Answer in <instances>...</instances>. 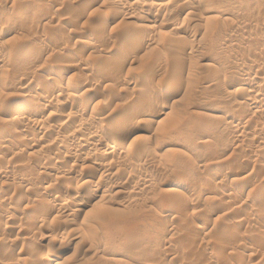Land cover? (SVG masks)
I'll return each instance as SVG.
<instances>
[{
  "label": "rangeland",
  "instance_id": "obj_1",
  "mask_svg": "<svg viewBox=\"0 0 264 264\" xmlns=\"http://www.w3.org/2000/svg\"><path fill=\"white\" fill-rule=\"evenodd\" d=\"M120 1L0 0V264H264V0Z\"/></svg>",
  "mask_w": 264,
  "mask_h": 264
},
{
  "label": "bare ground",
  "instance_id": "obj_2",
  "mask_svg": "<svg viewBox=\"0 0 264 264\" xmlns=\"http://www.w3.org/2000/svg\"><path fill=\"white\" fill-rule=\"evenodd\" d=\"M118 1V0H117ZM127 1L128 0H122V1H120V3L118 2V5L119 6H125L126 4H127ZM129 4V3H128ZM127 4V5H128ZM131 4V3H130ZM135 4V3H134ZM138 3H136L135 4V6L133 7V8H130V9H133V10H141V12H142V10L144 9V7H140L139 5H137ZM129 6H131V5H129ZM145 6H148V5H145ZM127 7V6H126ZM151 7V6H150ZM126 9V8H125ZM129 10V9H128ZM127 10V11H128ZM132 10V11H133ZM148 11V10H147ZM124 12V11H123ZM129 12V11H128ZM127 12V13H128ZM153 12V11H152ZM122 13V12H121ZM126 14V13H125ZM115 15V14H114ZM132 15V14H131ZM129 16V15H128ZM132 17V16H131ZM109 21V20H108ZM112 21V20H111ZM149 27V26H148ZM5 33V32H4ZM82 57V56H81ZM73 62V61H72ZM125 62V61H124ZM83 63V62H82ZM75 68V67H74ZM165 71V70H164ZM253 71V70H252ZM60 72H62L61 70H60ZM241 73L242 74H246L247 76H249L250 74H251V70L249 69V68H247V67H244L242 70H241ZM246 81V80H245ZM235 82H232L231 81V83H230V85L232 86L233 84H234ZM237 83V82H236ZM236 85V84H235ZM246 86H249V87H251V82H247L246 84H245ZM230 86V87H231ZM50 87V86H49ZM55 89H57L55 86L54 87H51V88H49L48 89V91L47 92H55L56 90ZM253 92V91H252ZM254 92H255V97H256V100H258V97H259V91L257 92V89L256 90H254ZM49 94H51V93H49ZM152 100V99H151ZM167 102V101H166ZM146 104V103H145ZM258 104V102L257 101H255L254 103H252L251 104V111L253 110V109H255L256 108V105ZM11 107H10V104H2L1 106H0V109L2 110V112L3 111H8L9 109H10ZM150 112V111H149ZM152 112V111H151ZM153 115H155L156 117H163L164 116V111L163 110H157L156 109V111L155 110H153ZM22 113V112H21ZM31 113V111L30 112H24L23 114L27 117V116H29V115H31L30 114ZM147 114L146 115H148L149 113L148 112H146ZM150 116H152V113H151V115ZM154 117V116H153ZM155 117V118H156ZM28 119H29V117H28ZM154 119V118H153ZM153 121V120H152ZM79 126V125H78ZM87 126H89V125H85V124H81L80 126H79V130L78 131H83L82 133H83V135H86L87 136V139H85L84 138V140H81L82 141V143H81V145H79V146H74V147H71V148H68V153H69V157H71V158H74V159H84L85 157V155L84 154H87L88 152L87 151H89V150H95V149H97V148H95V149H93L94 147H96V146H101L102 148L101 149H103L104 151H108V150H111V152H113V151H115V148L113 147V146H111V145H108V144H106V143H104V138H103V136H105V134L107 133V132H109V131H105V130H103L102 128H92V127H90V128H87ZM233 127V126H232ZM126 128V127H125ZM136 129V128H135ZM233 131H235V132H238V131H241L242 130V128H240V127H238L237 125L236 126H234L233 128ZM133 128H131V126H130V128H127L125 131H123V133L121 134V137H122V139H123V142H124V140L126 139V138H128L129 136H131V134L133 135ZM121 132H122V130H121ZM81 133V132H80ZM119 134V133H118ZM107 135V134H106ZM110 135H111V133H110ZM89 136V137H88ZM119 136H120V134H119ZM183 136V135H182ZM119 138V137H118ZM121 139V140H122ZM127 140V139H126ZM125 140V141H126ZM121 143V142H120ZM79 144V143H78ZM97 144V145H96ZM99 151V150H98ZM102 151V150H101ZM86 152V153H85ZM101 153V152H100ZM103 153V152H102ZM101 153V154H102ZM104 154V153H103ZM108 154V153H107ZM99 155V154H98ZM87 156H89V155H87ZM87 156H86V158H87ZM104 156H105V154H104ZM103 156V157H104ZM84 157V158H83ZM91 157V156H90ZM86 158L84 159V160H86ZM106 158V157H105ZM104 158V159H105ZM103 159V158H102ZM107 159V158H106ZM96 160V159H95ZM93 169V168H92ZM94 170V169H93ZM95 171V170H94ZM93 171V172H94ZM133 176V175H132ZM129 180V179H128ZM143 180V179H142ZM188 181V180H187ZM186 182V181H185ZM31 184V183H30ZM173 184L174 185H176V186H186V183H184L183 182V180H175L174 182H173ZM191 188V187H190ZM35 189V188H34ZM97 191V190H96ZM202 193V192H201ZM69 198V197H68ZM56 199V203L54 204V203H52V204H54V205H56V207L57 206H60L61 204H63V203H65L66 202V199H65V197L64 196H58V197H56L55 198ZM55 201V200H54ZM50 204V203H49ZM49 204H47V206L49 205ZM51 205V204H50ZM54 205H53V207H54ZM65 205V204H64ZM63 206V205H62ZM61 206V207H62ZM46 207V206H45ZM51 206H49V208H50ZM53 207H51V208H53ZM55 207V208H56ZM89 207H90V204H88V202L87 203H85V204H83L82 205V207L80 208V209H77L76 211H75V213L74 214H72L73 215V217H75V218H77V217H80L83 213H86L87 212V210L89 209ZM54 209V208H53ZM52 209V210H53ZM62 210H63V208H62ZM48 211V210H47ZM55 211V210H54ZM60 211V210H59ZM63 211H65V210H63ZM130 235V234H129ZM130 237V236H129ZM137 237V236H136ZM134 238H135V236H134ZM130 239H131V237H130Z\"/></svg>",
  "mask_w": 264,
  "mask_h": 264
}]
</instances>
